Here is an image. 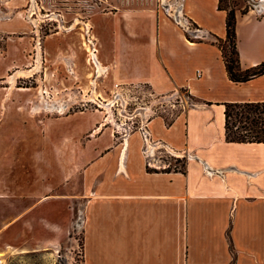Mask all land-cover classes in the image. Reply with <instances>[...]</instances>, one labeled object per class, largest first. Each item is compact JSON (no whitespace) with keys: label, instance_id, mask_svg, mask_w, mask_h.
I'll return each mask as SVG.
<instances>
[{"label":"crops","instance_id":"crops-1","mask_svg":"<svg viewBox=\"0 0 264 264\" xmlns=\"http://www.w3.org/2000/svg\"><path fill=\"white\" fill-rule=\"evenodd\" d=\"M151 2L93 15L91 43L80 46L75 35L71 56L62 57L93 68L89 98L101 103L120 89L144 87L165 100L186 91L196 104L173 118L167 106L143 120L148 141L139 129L117 140L98 121L48 124L36 157L16 161L1 152L0 204L23 212L71 169L84 185L85 264H264V143L228 142L225 116L227 104L264 103V75L229 78L213 43L226 38L219 0ZM247 2V14L236 11L243 70L264 63V0ZM60 129L69 132L66 140ZM92 131L94 139L78 142ZM147 146L157 150L156 168L148 166Z\"/></svg>","mask_w":264,"mask_h":264},{"label":"rangeland","instance_id":"rangeland-1","mask_svg":"<svg viewBox=\"0 0 264 264\" xmlns=\"http://www.w3.org/2000/svg\"><path fill=\"white\" fill-rule=\"evenodd\" d=\"M149 1L158 0H0V165L7 160L1 152L13 154L16 161L39 155L50 123L67 128L72 123L98 121V125L106 123L120 140L167 106L173 118L183 106L196 104L186 91L165 100L144 87L120 89L118 96L106 95L101 99L106 102L101 103L89 98L93 68L83 67L81 59H76V67L62 57L71 56L75 35L80 46L91 43L93 15L144 8ZM230 1L236 10L249 11L247 0ZM39 51L41 69L37 72L33 69ZM59 105L69 108L66 114L54 109ZM143 108L148 109L146 115L141 114ZM56 133L66 140L69 132L60 129ZM93 134L84 132L77 140H92ZM168 161L176 168L182 166L174 158ZM83 194L81 175L68 169L47 199H29L23 212L0 204V264H85Z\"/></svg>","mask_w":264,"mask_h":264},{"label":"trees","instance_id":"trees-1","mask_svg":"<svg viewBox=\"0 0 264 264\" xmlns=\"http://www.w3.org/2000/svg\"><path fill=\"white\" fill-rule=\"evenodd\" d=\"M230 0H219V10L227 13L226 38L213 41L222 52L229 78L235 83H246L264 75V63L243 70L237 47V16ZM247 10L241 11L247 14ZM226 136L228 142L264 143V103L226 105Z\"/></svg>","mask_w":264,"mask_h":264},{"label":"built area","instance_id":"built-area-1","mask_svg":"<svg viewBox=\"0 0 264 264\" xmlns=\"http://www.w3.org/2000/svg\"><path fill=\"white\" fill-rule=\"evenodd\" d=\"M258 11L261 14L263 13L262 10H258ZM143 109L146 110V108H143ZM146 120L144 121L145 123H146ZM144 122L140 125L139 130L142 131L144 134H146V131H145L146 125H145ZM144 138L146 139V141H148V135L147 134L144 136ZM156 151H157L156 148H154L152 146H147L146 149H145L144 153H145V155H146V157L148 159V166L149 167L156 168V166H157V162L156 161L158 160V158L156 156V154H157Z\"/></svg>","mask_w":264,"mask_h":264},{"label":"bare ground","instance_id":"bare-ground-1","mask_svg":"<svg viewBox=\"0 0 264 264\" xmlns=\"http://www.w3.org/2000/svg\"><path fill=\"white\" fill-rule=\"evenodd\" d=\"M40 50H41V49H40ZM40 54H41V53H40V51H39L38 62H37L38 64H37V66L33 69V71H37V72H38V70L41 69V66H40V64H41ZM103 70H104V69H103ZM25 74H26V73H25ZM23 76H24V73H23ZM26 76H28V75H26ZM23 78H24V77H23ZM13 84H14V83H13ZM42 92H43V91H42ZM43 94H44V93H43ZM95 99H96V97H95ZM49 107L51 108L52 105H50ZM54 109H56V108H54ZM59 109L62 111L64 108H63V106H62L61 108L59 107ZM38 110H39V109H38ZM60 110H59V111H60ZM64 110H65V109H64ZM64 110H63V111H64ZM62 113H64V112H62Z\"/></svg>","mask_w":264,"mask_h":264}]
</instances>
